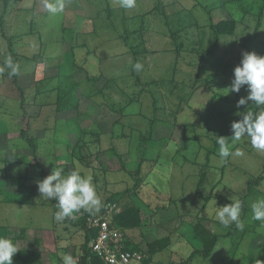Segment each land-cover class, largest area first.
<instances>
[{"label":"rangeland","instance_id":"obj_1","mask_svg":"<svg viewBox=\"0 0 264 264\" xmlns=\"http://www.w3.org/2000/svg\"><path fill=\"white\" fill-rule=\"evenodd\" d=\"M64 2V11L52 14L43 8V0H9L7 12L1 16L0 65L13 53L20 70L15 82L7 71L0 76V235L12 230L18 236L24 231V236L15 241L17 245L40 252L43 264L62 263L61 254H69L82 237L71 221L54 220L57 202L40 198L38 192L41 173L44 178L54 168H63L65 175L72 170L90 174L103 204L112 192L135 182L126 171L138 168L143 152L148 160L140 165L137 194H126L120 205L139 206L144 224L126 235L141 247L169 237L167 247L153 255L150 264H177L201 246L192 233L191 225L197 219L217 233L228 230L216 226L213 201L220 207L230 203V197L242 196L248 177L261 173L264 162V153L244 140L232 149L243 154L231 155L225 163L219 158L218 148L209 152L216 136L232 133L231 123L238 115L225 113L222 104L213 102L206 86L199 82L189 87L191 81L187 80L210 77L211 87L226 92L224 88L231 84L233 69L243 52L264 55V24L250 40L255 27L252 11L244 14L234 0H136L132 9H121L117 0ZM158 2L165 16L154 11ZM222 18L235 22L234 33L216 40L209 24ZM126 31L137 50L145 47L152 51L138 56L143 65L139 81L129 67L133 60L122 38ZM174 37L182 42L177 51L172 44ZM70 43L76 46L74 56L69 53ZM212 47L218 64L205 55ZM73 60L81 68L73 66ZM58 74H70L79 81L77 110L56 112L55 91L43 92L52 87ZM86 74H102L109 78L108 85L96 92L105 80L91 84ZM150 80L153 82L146 86L149 91H142ZM134 92H138V99L125 105ZM247 94L248 89L245 97ZM184 95L188 100L178 113V98ZM209 100L214 107L202 119ZM248 104L254 105L251 101ZM184 122L195 127L189 129ZM75 126L83 131L78 149L85 158L83 162L71 161ZM152 126L151 138L148 134ZM21 129L35 139V155L21 138ZM141 136H146V142H141ZM111 148L121 155V161ZM201 171L206 177L200 192L213 194L206 204L195 192ZM19 175L27 178L25 184L32 188L28 205L19 201V185L13 181ZM256 189L264 197V180ZM248 216L242 222L245 226L251 219ZM61 243L66 246L61 247ZM229 246L228 238H220L207 257L195 255L191 264H247L248 254L264 255V226H248L232 257Z\"/></svg>","mask_w":264,"mask_h":264},{"label":"trees","instance_id":"obj_2","mask_svg":"<svg viewBox=\"0 0 264 264\" xmlns=\"http://www.w3.org/2000/svg\"><path fill=\"white\" fill-rule=\"evenodd\" d=\"M194 2H196L197 0H193ZM238 6L240 11H242L244 14H246L248 11H252L250 12L252 14V16L254 17V21H255V27H254V31L252 33V35L249 37V39H253L255 34L258 32V30L263 26V22H264V0H248L244 3L241 2V0H234ZM1 15H0V21H1V16H3L6 12H7V5L9 3V0H1ZM198 3V2H197ZM162 4L159 2L155 5V9L154 11L162 14L165 16L164 14V10H163V6ZM201 7H203L207 12L210 11L209 8L205 7L204 5L201 4ZM108 10H110V7H107ZM153 12V11H152ZM151 12V13H152ZM151 13H146V14H151ZM143 14L141 15V20L143 21V19L145 18V15ZM144 17V18H143ZM142 26H144V23L141 24ZM209 29L212 31L215 39L217 40L220 36L224 35V34H228V35H232L234 33V29H235V22L233 20L230 19H225L222 18L216 22H210L209 24ZM63 30V29H62ZM140 31L143 32L142 28L139 29ZM1 33H3V29H1ZM130 35L129 32L126 31L125 35L122 37L123 41L125 43V45L128 47L129 52L132 53V60L133 63L131 65H129L130 69H131V74L133 76H135L136 80L139 81V76H138V72L133 70V64L139 61V57L141 54L144 53H151L152 51L149 48H142L141 50H137V45L136 44H132L128 41V36ZM68 38V37H67ZM142 38V37H141ZM69 40L72 39V36L70 35V37L68 38ZM66 39V40H68ZM143 39V38H142ZM62 40V38H61ZM172 44L174 45V50H178L180 49L182 42H178L177 38L174 37ZM246 45V44H244ZM75 45L74 44H69V53L71 56H74V49H75ZM214 48H210L207 52H205L206 57H212L215 58L211 53L212 50ZM11 51H13V49H11ZM154 51V50H153ZM12 58L14 60V54L11 53ZM44 60V59H43ZM47 61V60H44ZM219 59L215 58L213 60L214 63L218 64L219 63ZM76 61L73 60L72 64L73 66H77V68H81V66H78L77 64H75ZM200 70H203V65L199 66ZM8 75V74H7ZM86 79L89 81V83L94 84L95 82L99 81L100 79H104L105 83L103 84L102 87H100L96 92H102L103 87H106L108 84V80L109 78H106L105 76H103L102 74H97V75H92V74H86ZM210 77H205V78H201L199 79L198 76H195L193 78H188L187 81H191V83L189 85V87H193L197 84H199V82L202 84V86H206L208 88V90L210 89V93H211V98L214 99L213 102L218 101L220 104H222V107L225 108L224 112L225 113H235V112H245L247 111L249 108L250 110H258L256 109L255 105H250L247 104L246 106H242L241 108H237V101L241 98V97H245V93H246V86H242L240 91L234 92L233 96H228V95H222L224 93L218 92L217 87H211L210 86V82H209ZM13 81L15 82V77L13 76ZM150 82H153V80H150L149 82H147L144 86V88L142 89V91H149V89L146 88V86H150ZM183 82V81H182ZM185 83V82H183ZM139 84V82H138ZM187 85V83H186ZM18 87V86H17ZM78 87H79V81H76L72 75L68 74V75H63V74H58V76H56L55 78V83L52 85V87H47V89H44L43 92H48V91H55V111L57 112H63V111H70V110H77L78 108V96H77V91H78ZM18 89L20 90V93H22V88L18 87ZM141 91V90H140ZM152 98L154 101H157L153 94L150 92ZM132 96V95H131ZM138 92H134L133 97H129V101L128 103H126L125 105H128L129 103H131L133 98H137L138 99ZM210 98V99H211ZM179 103H178V108H177V112L179 113V111H181L183 109V104L187 102L188 98L184 95V96H179ZM153 101V102H154ZM225 103H229L228 107L227 105L224 106ZM211 107H214L212 103H210V100L208 101V103L205 105V109L203 112V115H201V118L203 119L204 116H206L207 114L210 113ZM154 111H156L157 107L154 105L153 107ZM121 111V109H119ZM241 117L238 115L236 117L235 120L240 119ZM205 119V118H204ZM72 122H74V119L71 120ZM118 122H120L119 120H117ZM75 123V122H74ZM183 125H187L186 127L189 129H193L195 127V125H193V123H183ZM75 130H74V135L76 137V143L74 144V147L71 149L72 153H71V157H72V162H74V160L77 161H85V158L79 154L78 149L81 147L82 143V136H83V131L82 129H80L78 126H75ZM153 129L154 127L152 126L150 128V132L148 134L149 137H153ZM20 136L21 138H23L29 145V147L32 149L33 154H36V145H35V139L32 138L31 136H27V133L24 129L20 130ZM231 135L232 133L227 136L229 142H231ZM184 136H187L186 134ZM141 142H146V136L144 138V136H141ZM81 143V144H80ZM148 150L151 152L152 146H148ZM68 148V147H67ZM145 150H147V147H143ZM215 148H218V145L216 143V139L213 141V147L212 149H209V152L214 151ZM147 150V151H148ZM111 151L113 154H115L118 159L121 161V155L117 152H115L113 150V148H111ZM141 151V150H140ZM142 152V151H141ZM152 153V152H151ZM140 154V153H139ZM140 157V162L138 164V168L136 170L132 171H126L130 177L135 180V182L130 186L125 187L122 190H116L114 192H112L110 195H108V197H106L105 201L103 202V204L100 207L99 211H92V212H86L81 210L77 216H75L74 218L71 219H66V221H71V225L74 226L81 234V242L77 245V246H73L71 247V252H69L70 255H72L74 258L76 257V254L78 255L75 259L77 261V264H102L101 259L99 256H97L95 253H93L91 251V248L89 247V244L96 238L97 234H98V229L96 227L90 226L89 225V219L93 218L95 216H105L108 217L109 219V226L114 227L116 229H118L121 234H122V250H126V251H130V252H138L140 253L143 257L140 260V264H150L153 255H155L156 253L162 251L163 249H165V247H167L168 245V241H169V237H165V238H160V239H155L151 242H146L145 243V247H141L140 244L138 242H135L134 240L130 239V237H128L126 235V233L128 232V230L134 229V228H139L141 227L142 224H144L143 219L141 218V214H140V209L139 206L135 205V204H131L128 206H123L120 205V201L122 199L123 196H125L128 193H131V195H136L137 194V190L139 188V182H140V165L142 161H147L148 159L146 157H144L143 152L139 155ZM125 164H123L122 162L120 163V168L124 169ZM206 166V165H205ZM206 177V172H200V177L199 180L196 184V188H195V192L200 194V196L203 197V200L205 201L204 204L207 203V201L213 196L212 191L210 193H208L207 195H202V193L200 192V188L202 187V185L204 184V180ZM26 179L24 176H18V178H14V182L18 183V187H19V191L18 194L20 196V202L22 204L28 205L30 203V199L28 198L29 194L32 191L31 186L26 185ZM41 179H43L42 173H41ZM264 180V162L262 164V170L261 173L257 174L256 176H249L247 181H246V192L242 195L239 196L238 199L242 202V212H241V221L245 222L244 217L248 216V214L250 216L248 217H252L251 214V208L249 206V203L252 199H257L258 197H260V192L256 189L258 185H260V183ZM218 197V196H216ZM219 198L223 199L221 195H219ZM228 201V200H226ZM54 202V200H52V203ZM174 202V201H172ZM230 202V201H228ZM111 206V209H110ZM216 226L217 227H223L222 225H220L218 223V221H215ZM248 226H264V224H261V222L259 221H254L252 218L250 219V222H248L247 224ZM243 225L242 229H237L235 224L231 225L230 227H228V230H225L224 233H217L215 231H212L211 228H207L206 226H204V224L201 222L200 219H197L196 222L193 223L192 226V233H194L196 235L197 238H199V240L201 241V246L199 248H194L190 254L187 256L186 259L181 260L180 262H178L177 264H191V259L195 256V255H202V257H207L211 251L214 249L217 241L220 238H228L230 240V246L228 248V254L229 256H233L234 252L236 251L237 246L239 245V242L241 241L244 233L247 231V227L248 226ZM6 236H10L14 242L17 239H20L24 236V231H23V235L22 233H20L17 236V233L15 231H6L5 232ZM37 245L40 242L39 239L36 240ZM19 247V250L14 254L13 256V264H43L41 257H40V252L36 251V250H32L26 247H23L21 245H17ZM247 260V264H264V255H259L256 257H252L251 253L248 254V256L246 257ZM56 264H62L60 263V261H58Z\"/></svg>","mask_w":264,"mask_h":264},{"label":"clouds","instance_id":"obj_3","mask_svg":"<svg viewBox=\"0 0 264 264\" xmlns=\"http://www.w3.org/2000/svg\"><path fill=\"white\" fill-rule=\"evenodd\" d=\"M121 9H132L136 6V0H117ZM43 8L52 14L62 13L65 8L64 0H43ZM143 65L140 62L133 64V70L141 71ZM20 66L9 55L0 65V76L7 71L8 76L19 74ZM242 86H246L248 94L237 101V108L253 102L258 110L250 108L241 113V118L231 123V143L225 136H216L218 155L222 163L227 162L231 155L240 156L243 153L234 145L242 140L248 142L251 147L260 153H264V55H257L253 51L242 53L241 61L233 69L231 84L224 89L229 92H239ZM40 198L57 202L58 210L54 213V220L62 223L81 210L86 212L99 211L102 205L101 198L97 194L90 174L81 175L79 170H72L67 175L63 168H54L50 174L37 181ZM230 203L223 206H215V219L224 228L235 224L237 229L243 228L241 221L242 202L238 198L230 197ZM252 219L264 224V197H258L250 205ZM61 247L66 245L61 243ZM19 247L10 236L0 235V264H13V256ZM62 264H77L76 259L70 254H61Z\"/></svg>","mask_w":264,"mask_h":264},{"label":"built area","instance_id":"obj_4","mask_svg":"<svg viewBox=\"0 0 264 264\" xmlns=\"http://www.w3.org/2000/svg\"><path fill=\"white\" fill-rule=\"evenodd\" d=\"M89 225L98 229V234L89 247L100 257L102 264H140L143 257L140 253L121 249L122 234L118 229L109 226L106 215L90 218Z\"/></svg>","mask_w":264,"mask_h":264}]
</instances>
